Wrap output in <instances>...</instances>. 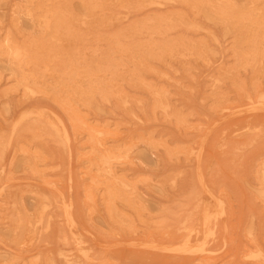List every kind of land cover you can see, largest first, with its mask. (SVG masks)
I'll return each instance as SVG.
<instances>
[{
    "label": "rangeland",
    "instance_id": "rangeland-1",
    "mask_svg": "<svg viewBox=\"0 0 264 264\" xmlns=\"http://www.w3.org/2000/svg\"><path fill=\"white\" fill-rule=\"evenodd\" d=\"M0 264H264V0H0Z\"/></svg>",
    "mask_w": 264,
    "mask_h": 264
},
{
    "label": "bare ground",
    "instance_id": "bare-ground-1",
    "mask_svg": "<svg viewBox=\"0 0 264 264\" xmlns=\"http://www.w3.org/2000/svg\"><path fill=\"white\" fill-rule=\"evenodd\" d=\"M197 1H198V0H197ZM202 1H203V0H202ZM173 2H174V1H173ZM193 2H194V1H193ZM215 4H216V3H215ZM222 4H223V3H222ZM203 5H204V4H203ZM53 9H54V8H53ZM53 9H52V10H53ZM55 9H56V8H55ZM57 10H58V9H57ZM53 11H54V10H53ZM58 11H59V10H58ZM216 11H217V10H216ZM87 12H88V11H87ZM224 12H225V11H224ZM89 13H91V12H89ZM176 13H177V12H176ZM55 14H56V13H55ZM55 14H54V15H55ZM92 14H93V13H92ZM94 14H95V13H94ZM166 14H167V13H166ZM57 15H58V14H57ZM157 15H159V14H157ZM223 15H224V14H223ZM94 16H95V15H94ZM215 16H216V15H215ZM160 17H161V16H160ZM81 18H82V17H81ZM90 18H91V17H90ZM176 18H177V17H176ZM217 18H218V16H217ZM229 18H230V17H229ZM229 18H228V19H229ZM232 18H233V17H232ZM149 19H150V18H149ZM222 19H223V18H222ZM224 19H225V18H224ZM224 19H223V20H224ZM233 20H234V19H233ZM235 21H236V20H235ZM66 22H67V21H66ZM225 22H226V21H225ZM177 23H178V22H177ZM176 25H177V24H176ZM226 25H227V24H226ZM244 25H245V24H244ZM248 25H249V24H248ZM179 26H180V25H179ZM179 26H178V27H179ZM240 26H241V25H240ZM164 27H165V26H164ZM232 27H233V26H232ZM64 28H65V27H64ZM145 28H146V27H145ZM67 29H68V28H67ZM150 29L152 30L153 27L150 28ZM161 29H162V28H161ZM156 30H157V29H156ZM162 30H163V29H162ZM235 30H236V29H235ZM249 31H251V30H249ZM122 36H123V35H122ZM180 39H181V38H180ZM233 40H234V39H233ZM172 43H173V42H172ZM170 44H171V43H170ZM173 45H174V44H173ZM173 45H172V46H173ZM135 47H136V46H135ZM140 47H142V46H140ZM164 47H165V46H164ZM167 47H168V46H167ZM186 47H187V45H186ZM169 48H170V47H168V49H169ZM151 53H152V52H151ZM106 63H107V62H106ZM99 67H100V66H99ZM102 71H103V70H102ZM21 79H22V77H21ZM98 83H99V82H98ZM96 90H97V89H96ZM107 94H108V93H107ZM87 101H88V99H87ZM53 126H55V125H53Z\"/></svg>",
    "mask_w": 264,
    "mask_h": 264
}]
</instances>
